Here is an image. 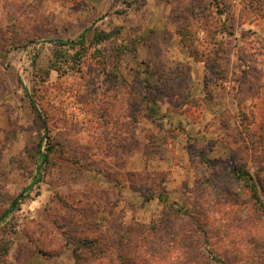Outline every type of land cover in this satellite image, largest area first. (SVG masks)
I'll use <instances>...</instances> for the list:
<instances>
[{
  "label": "rangeland",
  "instance_id": "rangeland-1",
  "mask_svg": "<svg viewBox=\"0 0 264 264\" xmlns=\"http://www.w3.org/2000/svg\"><path fill=\"white\" fill-rule=\"evenodd\" d=\"M238 167L264 204V0H0V216L23 196L0 264H111L180 226L264 264Z\"/></svg>",
  "mask_w": 264,
  "mask_h": 264
},
{
  "label": "trees",
  "instance_id": "trees-1",
  "mask_svg": "<svg viewBox=\"0 0 264 264\" xmlns=\"http://www.w3.org/2000/svg\"><path fill=\"white\" fill-rule=\"evenodd\" d=\"M47 128L44 127V133L46 132ZM40 147V145H39ZM38 152H41L40 150ZM41 156V162H43L47 155L44 153H40ZM236 178L243 182L244 186L249 191V197L251 198L253 205L255 206L257 212L260 214V216H264V204L259 199V193L258 189L253 181V177L250 175V173L242 168L238 167L236 169ZM23 196L20 194L16 196L10 203L7 210L0 216V222L5 218L8 214L13 212L19 204L22 202ZM181 206L177 207L176 211H172L174 214L177 212L176 215L179 214V216H184L185 213L181 212ZM177 216V217H179ZM199 228V227H198ZM185 227L180 226L179 229H176V232L169 234L167 237H156L155 242L152 243L153 250L149 253L147 252H138V254H121L116 255L113 260L117 261V264H229L231 262H234V264H238L241 260L235 257L233 261L230 260L227 256H223L220 253L215 254L214 251L215 248H213L212 243H209L210 238V232L209 231H200L202 234H196L193 230V233L190 229L187 231V235L184 232ZM196 230H198L196 228ZM253 232V231H252ZM256 234L257 230L254 231ZM186 237L188 238L187 241H191L190 245L193 246L194 251L190 252L187 250V244H186ZM264 239V238H262ZM140 240H143L140 238ZM141 242V241H139ZM223 242L226 243V239H223L222 243H220L219 246L223 245ZM88 245H90V256L92 257L93 254H96V250L99 252H107L109 246L106 248L99 249V247H91L92 243L87 242ZM224 243V247H225ZM189 245V246H190ZM243 245L242 242H240L239 245L229 243V246H232V249L234 251H239V246L241 247ZM238 246V247H237ZM89 247V246H88ZM264 247V243H263ZM111 248V247H110ZM104 249V250H103ZM214 250V251H212ZM221 257V258H219ZM93 258V257H92ZM111 261V264L113 262Z\"/></svg>",
  "mask_w": 264,
  "mask_h": 264
}]
</instances>
